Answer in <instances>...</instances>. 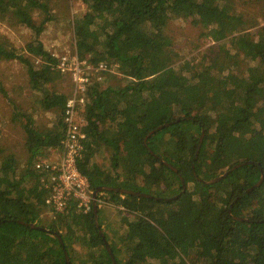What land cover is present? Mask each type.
<instances>
[{
    "label": "trees",
    "instance_id": "trees-1",
    "mask_svg": "<svg viewBox=\"0 0 264 264\" xmlns=\"http://www.w3.org/2000/svg\"><path fill=\"white\" fill-rule=\"evenodd\" d=\"M81 1L87 11L74 24L79 57L92 65L105 62L125 78L115 87L101 89L100 81L88 86L85 152L79 169L93 189L107 186L154 196L102 193L106 201L132 214L120 239L124 263L264 264V181L248 191L264 170V26L244 32L253 24L245 25V14L225 5L226 0ZM256 1L264 8V0ZM41 4L0 0L1 21L25 24L35 33L26 53L0 34V60H19L37 95V107L61 108L63 114L69 95L49 86L61 78L58 59L39 40L41 24L29 16ZM183 15L209 26L208 35L216 44L197 63L173 65L179 56L166 28ZM33 56L41 58V68ZM242 68L238 82H227ZM208 87L216 91L213 97L206 96ZM0 91L12 104L13 120L28 117L1 82ZM28 118L23 124L28 161L20 174L13 155L0 161V264H113L99 233L100 209V229L93 209L41 222L46 190L40 187L34 160L60 147L65 129L62 119L54 128L41 129ZM103 146L112 150L113 172L92 166V157ZM229 169L216 183L203 181ZM102 231L121 264V249ZM77 242L86 248L80 258Z\"/></svg>",
    "mask_w": 264,
    "mask_h": 264
},
{
    "label": "rangeland",
    "instance_id": "rangeland-1",
    "mask_svg": "<svg viewBox=\"0 0 264 264\" xmlns=\"http://www.w3.org/2000/svg\"><path fill=\"white\" fill-rule=\"evenodd\" d=\"M229 1V2H226ZM225 5L231 6L237 12L245 14L246 24L253 26L244 32H250L258 27L264 26V8L256 0H226ZM44 3L38 7L32 8L29 16L32 22L40 25L39 40L44 47L57 57L58 54L77 52L76 40L74 34V24L79 16L87 11L86 5L81 0H42ZM50 17V18H49ZM209 26L202 23L194 24L185 15L172 19L166 28V33L172 38V48L176 50L178 58L174 60L173 65H177L185 60L197 63L200 59L207 56L213 50L215 41L208 35ZM0 34L26 53V46L30 43L35 33L29 26L9 21L0 20ZM37 68H41L43 61L40 57L33 56ZM246 65L243 67L245 69ZM111 75L103 73V80L100 81V88L108 86H117L124 82L125 77L121 75L115 67H110ZM232 73L228 76L227 82L236 83L241 79L244 70ZM123 78V79H122ZM0 82L10 92V98L17 103L28 117L35 121V125L41 129H51L57 125L59 119H62L61 108L44 111L37 107L36 93L30 89L28 74L26 68L19 60H0ZM96 82V81H94ZM92 82V83H94ZM51 89L60 91L65 95H70L73 91V85L70 76L59 78L49 84ZM73 87V88H72ZM216 91L212 87L206 89V96L213 97ZM13 107L10 101L6 99L0 91V161L7 155H13L17 160L16 167L20 174L25 163L28 161L25 142L26 134L23 124L27 122L28 117L22 120H13ZM264 124V120H262ZM112 150L103 146L98 149L92 157L91 163L94 167H102L108 172H113L111 164ZM103 193V192H102ZM103 199L105 198L103 194ZM106 216H102V230L106 231L110 241L118 245L121 258V264H125L126 254L120 246V239L125 231L126 223L131 215H123L119 209L114 206L105 208ZM131 214V213H130ZM132 217H130L131 219ZM40 219L42 223L50 224L56 216L49 208H44ZM65 231V229H62ZM80 255L86 253V248L79 242L75 244ZM116 256V255H115ZM76 261V260H75ZM75 264H78L77 261Z\"/></svg>",
    "mask_w": 264,
    "mask_h": 264
},
{
    "label": "built area",
    "instance_id": "built-area-1",
    "mask_svg": "<svg viewBox=\"0 0 264 264\" xmlns=\"http://www.w3.org/2000/svg\"><path fill=\"white\" fill-rule=\"evenodd\" d=\"M52 56H55L54 53ZM56 58L61 78L69 75L74 87L62 114L65 136L60 147L51 150L52 154L34 160V168L39 175L40 187L46 190V206L55 216H65L71 212L87 213L93 209L94 189L89 177L79 169V161L85 152L84 128L88 124L87 91L92 82L102 81L103 73L111 72V69L105 62L92 65L82 60L77 52L58 54ZM97 202L99 205L110 204L100 195ZM121 208L129 212L124 206Z\"/></svg>",
    "mask_w": 264,
    "mask_h": 264
},
{
    "label": "water",
    "instance_id": "water-1",
    "mask_svg": "<svg viewBox=\"0 0 264 264\" xmlns=\"http://www.w3.org/2000/svg\"><path fill=\"white\" fill-rule=\"evenodd\" d=\"M179 120H180V118H178L176 121H179ZM176 121H172V122H168V123H164V124H162V125H159V126L156 127L155 129L151 130L148 136L157 133V131L162 130L164 127H167V126L173 124V123L176 122ZM204 136H205V130L203 129L202 132H201V136H200V141H201V142L203 141ZM152 153L154 154L155 157L159 158L160 161H161L162 163L166 164L167 166L171 167L173 170L177 171V169H176L175 167H173V166H172L169 162H167L165 159H163L162 157H160L158 154H156V153H154V152H152ZM245 163L250 164V163H252V161H246ZM242 164H243V163L236 164V165H234V166L232 167V169H235V168H237V167H240ZM230 170H231V169L225 171L224 173H222V174H220V175H218V176H216V177H214V178H212V179H207V180H203V181H204L205 183H207V184H213V183H216V182L222 180L223 178H225V177L229 174ZM261 172H262V173H261V176H260L259 181H257L252 187H250V188L248 189L249 192H250L252 189H254L255 187L261 185L262 182L264 181V170L261 169ZM182 182H184V179H182ZM112 190L119 191V192H121V193H128V194L138 195V196L154 197V196H152V195H150V194L143 193V192H139V191H131V190L119 189V188H112V187H107V186H99V187H97L96 189H94V192H93V195H94V197H95V200H94V203H93V213H94V215H95V223H96V227L99 228V229H100L99 214H98V211H99V204H98V202H97L98 194H99V193H102V192H106V191H112ZM178 196H179V194L176 195V196H174V197L165 198V200H166V201H171L172 199H175V198H177ZM156 198H158V197H156ZM235 219H237V220H246V221L249 220V219L246 218V217H235ZM20 222H21V223H25V222H23V221H20ZM25 224L30 225V226H32L33 228H38V229H42V230H48V229L45 228V227L37 226V225L32 224V223H25ZM99 233L101 234V236H102V238H103V240H104V242H105L106 248H107L108 251H109L110 257H111V259H112V263H113V264H118V262H117V258H116L115 254H114V252H113V250H112V248H111V245H110V243L108 242L107 238L104 236V233H103V231H102L101 229L99 230ZM55 235L58 237L60 243H61L62 245H64V240H63V238H62V235L59 234V233H56ZM64 255H65V257H66V260L69 261V254H68L67 250H64Z\"/></svg>",
    "mask_w": 264,
    "mask_h": 264
},
{
    "label": "crops",
    "instance_id": "crops-1",
    "mask_svg": "<svg viewBox=\"0 0 264 264\" xmlns=\"http://www.w3.org/2000/svg\"><path fill=\"white\" fill-rule=\"evenodd\" d=\"M85 144V143H84ZM51 152V153H50ZM49 152V154H52V151H50ZM98 195H100V196H103V194L102 193H99ZM105 200H106V198H104ZM109 206H114V207H117L118 209H119V212H122V214L123 215H132V214H130L129 212H127V211H124V210H122V208L121 207H123V206H116V205H114L113 203H111L110 202V204H101V205H99V209H100V214H101V216H106V213H105V208H108Z\"/></svg>",
    "mask_w": 264,
    "mask_h": 264
}]
</instances>
